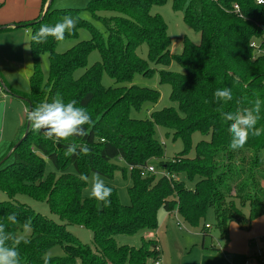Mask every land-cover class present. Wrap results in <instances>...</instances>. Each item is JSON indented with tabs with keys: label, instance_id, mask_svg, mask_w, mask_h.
<instances>
[{
	"label": "trees",
	"instance_id": "trees-1",
	"mask_svg": "<svg viewBox=\"0 0 264 264\" xmlns=\"http://www.w3.org/2000/svg\"><path fill=\"white\" fill-rule=\"evenodd\" d=\"M166 1L90 0L83 8L61 9H52L50 3L47 11L42 10L26 24L33 27L34 34L42 24L54 25L70 15L78 22L74 33H65L64 40L78 38L80 30L89 31L88 40L64 52L56 51L61 41L52 37L45 43L31 41L35 72L27 97L32 107L51 102L57 94L65 102L75 99L76 106L90 114L94 126H83L89 132L87 137H70L59 144L29 128L15 149L16 143L10 146L12 162L0 165V189L11 197L24 192L36 200H46L60 220L90 229L93 241L92 245L83 243L64 225L25 204L0 201V223L7 224L6 217L11 213L17 215L19 223L8 227L16 237L24 230V223L30 222L31 234L17 237L21 241L17 246L21 264H44L45 254L58 245L64 255H50L49 264H150L160 259L161 248L157 238H145V233L158 229L161 207L175 212L185 223L195 227L202 224L204 236L210 234L206 218L212 212L215 220L210 225L225 241L230 221L250 229L252 221L264 214V134L250 136L243 148L234 150L229 146V122L221 117L222 112L235 111L238 100L264 99V55L255 58L250 45L262 37L264 3L172 0L173 8L183 11L186 23L200 32L198 44L184 37L182 52L174 54L164 19L151 12L153 5ZM83 11H88L104 30L82 17ZM103 11L111 14L103 15ZM12 26L23 25L1 24L0 31ZM142 44L147 45L154 63L168 65L176 59L184 71L160 70L161 82L171 85L170 97L178 108L164 107L152 111L149 117L137 118L132 111L140 112L144 104L156 103L160 97L157 90L124 85L136 71L145 75L153 71L138 55ZM93 50L100 52L101 61L89 66ZM45 52L50 59L47 79L39 67V56ZM78 69L84 71L77 77ZM104 72L115 85H103ZM224 87L231 88L233 99L216 103L213 93ZM2 89L19 96L0 77ZM257 126H264V119ZM158 127L166 129L167 137L182 140L183 149L176 157L164 159V144L156 135ZM195 132L206 138L196 143L195 154L190 157ZM68 143L87 144L90 153L65 156ZM116 158L130 166V203L122 204L116 188L110 186V206L98 209L94 199L82 196L87 181L80 177L90 172L107 176H113L116 170L125 172ZM46 159L56 166L58 174H46ZM152 160L158 162L150 164ZM149 165L154 166V172L146 170ZM72 166L75 173L69 170ZM139 233V246L117 242L120 235Z\"/></svg>",
	"mask_w": 264,
	"mask_h": 264
},
{
	"label": "rangeland",
	"instance_id": "rangeland-1",
	"mask_svg": "<svg viewBox=\"0 0 264 264\" xmlns=\"http://www.w3.org/2000/svg\"><path fill=\"white\" fill-rule=\"evenodd\" d=\"M16 2V0H13ZM50 0H48L45 4ZM90 0H52V9L61 8H83ZM42 0L38 5V13ZM44 6V10L45 7ZM152 13H158L167 25V35L171 39V52L179 54L183 50V39L188 37L193 43L200 42V32L193 29L184 20V13L182 10L173 8L172 0H167L164 4H156L151 8ZM23 14V13H20ZM103 15H109L111 12L103 11ZM24 16V15H22ZM20 17L16 23L23 26L12 27L7 30L0 31V77L5 84L11 89L15 90L17 96L8 93L5 89L0 91V160L7 156L10 152V146L17 143L22 138L25 125L28 123L27 112L29 106L26 101L21 98H28L27 95L31 93V79L35 72V63L31 50L30 34L33 33V27L26 25L32 22L34 17ZM87 20L94 22L97 27L104 30L103 25L95 21L88 11H83L81 14ZM8 23H15L13 21ZM26 25V26H24ZM90 33L87 30H80L78 38L67 39L61 41L57 47V52H64L73 45L82 40H88ZM138 55L145 59L149 68L153 70L150 75H145L136 71L132 75V80L124 82V85L129 86L135 84L141 88H151L160 93V97L156 103H146L140 112L132 111V115L137 118H146L155 110L163 109L164 107L178 108L177 102L170 97L171 85L163 83L160 79V70L166 69L173 72H183L184 69L181 64L172 59L168 65L154 63L149 59L148 47L142 44L138 49ZM101 61V55L98 50H93L88 57V65H93ZM39 67L47 79L50 75V59L47 52L39 56ZM84 69H78L75 75L78 77L83 73ZM102 83L108 87L115 85V81L104 72L102 76ZM27 127V125H26ZM157 137L164 145V159H172L183 149V142L180 138L174 139L172 135H166V129L158 127ZM202 138H206L199 132L192 135V147L189 156L195 154V145ZM10 158V157H9ZM6 160V165L12 162V158ZM115 161L125 167V172L116 170L113 176H107L99 173L106 185L116 188L119 200L122 204L130 203V196L128 188L131 185L130 166L127 165L120 158ZM157 160H152L150 164H156ZM71 172H76L72 166L69 169ZM46 174L56 172L58 170L51 160L46 159L45 166ZM92 173L88 174L90 178ZM98 173V172H97ZM182 175H179V178ZM192 184V183H189ZM264 187V182H263ZM91 188V179L86 182L82 191V196L90 198L89 192ZM94 199V198H92ZM13 200L17 203L25 204L34 212L43 215L49 219L64 225L68 230L77 235L83 243L92 245L93 234L90 229L83 228L77 224H68L60 220L58 216L51 211L46 200H36L32 196L24 192H18L14 196L0 189V201ZM95 200V199H94ZM96 201V200H95ZM97 202V201H96ZM244 212L248 213V207H245ZM214 214L209 212L206 222L213 224ZM158 229L151 233H145V238H157L161 248L160 264H245L246 259H249L251 264H254V253L258 249L264 250V242L260 239L253 241L248 238L250 229L241 228L236 222L237 227H232L229 224L228 240L225 241L218 229L212 226L210 234L204 236L202 233L203 225L195 227L191 224L185 223L179 219L178 215L169 213L163 207L158 210ZM31 234L30 228H27L17 235V237H28ZM119 244H127L131 246H139L141 244V234L135 235H120L117 239ZM223 247L221 251L220 248ZM51 256H63L64 252L58 245L49 251ZM75 264H80L78 261Z\"/></svg>",
	"mask_w": 264,
	"mask_h": 264
},
{
	"label": "clouds",
	"instance_id": "clouds-1",
	"mask_svg": "<svg viewBox=\"0 0 264 264\" xmlns=\"http://www.w3.org/2000/svg\"><path fill=\"white\" fill-rule=\"evenodd\" d=\"M77 18L65 15L61 21L54 25L42 24L38 31L30 34L31 41L45 43L49 37L57 41L65 39V33L72 34L77 25ZM216 103H227L233 99L230 87L218 88L213 93ZM207 102V101H206ZM78 101L73 99L65 102L64 98L57 94L51 102H42L30 108L27 112V120L31 130L42 132L46 139L59 144L67 141L70 137H87L89 132L84 125L94 126V121L84 107H77ZM238 107L235 111L222 112L221 117L229 122L228 132L231 135L230 148L240 149L247 143L249 137H260L264 134V126H257L261 119H264V99L257 96L254 100H238ZM90 149L87 144L68 143L65 148V156L87 155ZM84 181L91 179L90 198L97 201V208L109 207L110 196L113 189L107 186L99 173H92L80 177ZM6 223H0V264H21L20 254L17 246L20 244L14 233L8 230L9 225L19 223L16 213L6 217ZM230 226L237 227L235 221L229 222ZM25 229L30 227V222L23 225ZM223 250V247L220 248ZM51 256L45 254L44 264H49Z\"/></svg>",
	"mask_w": 264,
	"mask_h": 264
},
{
	"label": "crops",
	"instance_id": "crops-1",
	"mask_svg": "<svg viewBox=\"0 0 264 264\" xmlns=\"http://www.w3.org/2000/svg\"><path fill=\"white\" fill-rule=\"evenodd\" d=\"M43 2L44 0L41 2L38 13L40 0H16V2L13 0H0V25L14 24L8 22L13 21L16 23V20L20 19L22 15H24L22 16L23 18L35 16V19L42 10L44 11ZM262 234H264V214L252 221L251 230L248 232V238L255 239Z\"/></svg>",
	"mask_w": 264,
	"mask_h": 264
},
{
	"label": "built area",
	"instance_id": "built-area-1",
	"mask_svg": "<svg viewBox=\"0 0 264 264\" xmlns=\"http://www.w3.org/2000/svg\"><path fill=\"white\" fill-rule=\"evenodd\" d=\"M257 1H258V3H264V0H257ZM234 8H235L236 12H239V5L236 4L234 6ZM261 28H262V32H263L261 39H254L250 43L251 47L255 51V54H254L255 58L259 55H264V24L261 25ZM146 170L150 171V172H154L155 168L153 165H149ZM164 174H162V175H164ZM166 175L168 176V173H166ZM206 227L211 228V225L209 223H207ZM257 239H260L261 241L264 242V234L260 235L258 238L252 239V240L255 241ZM254 258H255L254 264H264V250L258 249L254 253ZM150 264H160V260L157 259L155 261H152ZM245 264H251L250 260L246 259Z\"/></svg>",
	"mask_w": 264,
	"mask_h": 264
},
{
	"label": "water",
	"instance_id": "water-1",
	"mask_svg": "<svg viewBox=\"0 0 264 264\" xmlns=\"http://www.w3.org/2000/svg\"><path fill=\"white\" fill-rule=\"evenodd\" d=\"M51 1H52V0H50V1L47 3L44 12L48 10ZM21 98H23L24 100H26L27 102H29V104H30V105H29V110H30V108L32 107L31 102H30V99H29V98H24V97H22V96H21ZM29 128H30L29 123H27V128H26L25 134H24L23 137H22V138H21V139H20V140L14 145L13 149H15V148H16V147H17V146H18V145H19V144H20V143L26 138V136L28 135ZM13 149H12V150H13ZM12 150H10V152L7 154L6 157H4L3 159L0 160V165H1L2 163H4V162L10 157V155H11V153H12Z\"/></svg>",
	"mask_w": 264,
	"mask_h": 264
}]
</instances>
